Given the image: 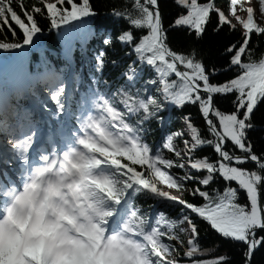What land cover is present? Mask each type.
I'll return each instance as SVG.
<instances>
[{
	"label": "snow or ice",
	"instance_id": "6c2138e0",
	"mask_svg": "<svg viewBox=\"0 0 264 264\" xmlns=\"http://www.w3.org/2000/svg\"><path fill=\"white\" fill-rule=\"evenodd\" d=\"M172 4L165 26L161 0H121L111 12L120 27L96 32L91 0H0V33L7 29L13 38L0 39V205L45 155L61 151L58 143L63 148L82 135L85 120L98 139L78 167L109 169L92 185L106 207L90 229L77 228L68 253L54 255L64 243L56 226L37 244L9 208L15 231L0 226V264H231L227 254L200 258L213 250L201 244V224L209 237L240 245V264H253L264 249V145L250 139L264 103V53L257 58L251 43L264 36V0ZM38 17L59 30L60 52L45 44ZM225 29L239 36L221 45L216 61L200 49L171 46L173 34L201 41L209 30L218 37ZM93 38L100 46L90 50ZM77 43L86 75L75 68ZM187 105L198 109L203 128L191 113L174 127L175 110ZM153 125L154 145L147 140ZM203 147L211 154L197 155ZM141 197L155 204H137ZM89 203L79 206L88 211ZM61 221L76 225L67 213ZM119 228L133 239L112 235Z\"/></svg>",
	"mask_w": 264,
	"mask_h": 264
},
{
	"label": "clouds",
	"instance_id": "9594fccd",
	"mask_svg": "<svg viewBox=\"0 0 264 264\" xmlns=\"http://www.w3.org/2000/svg\"><path fill=\"white\" fill-rule=\"evenodd\" d=\"M87 121L82 122V135H76L73 141L51 154L45 155L27 174L24 182L16 189L14 197L7 205H0V226L5 230L15 231V225L8 217V209L12 215L28 223V236L39 244L46 238L50 226H56L60 240L54 255L68 253L73 245L70 241L79 238L77 228L90 229L100 219L98 213L106 207L99 203L94 195L92 185L98 178L107 175L109 169L91 167L81 170L79 165L91 158L94 142L98 139L96 130ZM90 202L85 211L79 202ZM95 204V208H93ZM67 213L76 219V225L61 221V214ZM115 235L121 241L131 240L123 228L116 230Z\"/></svg>",
	"mask_w": 264,
	"mask_h": 264
},
{
	"label": "trees",
	"instance_id": "16d2710c",
	"mask_svg": "<svg viewBox=\"0 0 264 264\" xmlns=\"http://www.w3.org/2000/svg\"><path fill=\"white\" fill-rule=\"evenodd\" d=\"M35 2L36 0H24L25 5H29V6ZM91 2L94 5V10L97 13V16L95 19L90 20L89 23L96 32H101V31L113 32L115 29H118L120 27V22L117 21L116 17L111 15V12L114 7L116 8L120 7L121 0H91ZM161 3L162 6H164L165 26H167L168 20L174 16L176 9L172 4V0H161ZM219 3L224 4L225 0H219ZM38 22L39 25L44 30L42 34V38L45 44L51 49L52 52H57V53L60 52L62 48L60 43L55 38L54 35L55 29L49 31L48 21L42 17H38ZM5 34L7 36V40L11 42L13 38L11 32H8L7 29L4 30V33H0V39H4ZM173 35L176 36V39L173 41L171 45L174 49H179L182 51H190L192 48H197L202 50L203 54L206 57H209L211 60L216 61L218 59L217 53L222 52L223 50L221 45L229 40H233V41L236 40L239 36V33L237 32L235 34H229L228 29H225L224 32L217 37L211 33V30H209V34L205 36V38L201 41H197L195 37H189L186 32H184L183 34L177 33ZM251 43L256 52L257 58H259L260 54L264 53V36L253 35ZM86 46L90 50L95 49L100 46V41L94 38L89 39L87 41ZM38 56L39 53L33 54L32 56L33 63L38 58ZM58 58L59 57H57L56 59ZM56 59H53V63H56ZM74 64L77 71L84 69L86 75V69L84 68L80 56L79 43H77ZM217 66L220 65L218 64ZM225 78L227 77L224 76L219 77L220 80H223ZM186 113H191L194 118V122L201 128L204 127L203 120L198 117V109L193 105H187L183 109V111H181L179 108L175 110V115H174V119L176 120V123L174 125L175 128L177 129L180 128L181 125L179 123V118L180 116ZM253 123L256 125V128L251 132L250 139H252L255 145L259 148L261 145H264V103L260 104L258 106V109L254 112ZM152 128H153V133L148 135L147 140L149 143H152L154 145L159 136V132L155 131L156 129L155 125H153ZM211 152H212L211 148L203 147L197 153V155L211 154ZM248 166L252 167V165H248ZM217 186L223 188L224 185L222 182L218 185L216 184L213 185V187H217ZM233 186H236L235 182H233ZM187 198L190 200L192 199L191 197H187ZM245 201H246V195L244 192H241L240 202L243 203ZM135 202L142 206L155 204V201L151 199H147V201L145 202V198L143 197L139 198ZM194 202H199V201L197 200ZM172 215L174 216L175 212H173ZM201 235L205 237V239L201 241L202 246L204 248L213 249V250L210 253L200 258L211 259L221 254H227L231 258V264H240L241 253H240L239 244H231L225 242L223 238L219 237L218 234L209 237L206 231V225L204 224H201ZM216 245H220V247L216 248L215 247ZM253 264H264V249H260L255 253Z\"/></svg>",
	"mask_w": 264,
	"mask_h": 264
},
{
	"label": "rangeland",
	"instance_id": "374dc122",
	"mask_svg": "<svg viewBox=\"0 0 264 264\" xmlns=\"http://www.w3.org/2000/svg\"><path fill=\"white\" fill-rule=\"evenodd\" d=\"M221 5H223V4H221ZM175 194H177V195H182L181 193H175Z\"/></svg>",
	"mask_w": 264,
	"mask_h": 264
}]
</instances>
